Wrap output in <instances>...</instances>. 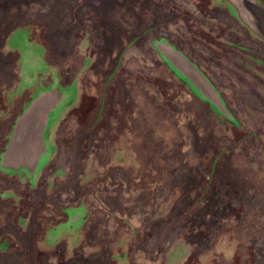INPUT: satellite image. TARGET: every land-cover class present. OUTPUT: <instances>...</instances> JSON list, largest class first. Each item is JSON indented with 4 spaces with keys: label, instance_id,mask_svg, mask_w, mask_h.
Instances as JSON below:
<instances>
[{
    "label": "rangeland",
    "instance_id": "obj_1",
    "mask_svg": "<svg viewBox=\"0 0 264 264\" xmlns=\"http://www.w3.org/2000/svg\"><path fill=\"white\" fill-rule=\"evenodd\" d=\"M127 5L0 0V143L34 97L63 94L38 167L0 164V264H264V146L238 144L205 106L189 124L172 113L175 96L153 80L166 71L137 47L128 56L145 66L129 72L124 45L141 22Z\"/></svg>",
    "mask_w": 264,
    "mask_h": 264
},
{
    "label": "crops",
    "instance_id": "obj_2",
    "mask_svg": "<svg viewBox=\"0 0 264 264\" xmlns=\"http://www.w3.org/2000/svg\"><path fill=\"white\" fill-rule=\"evenodd\" d=\"M153 1L157 2L159 0H149L150 3ZM229 1H232L231 5L233 6V9L235 11V14L231 13L234 19L237 20L239 22V25L241 24V26L244 27V29L248 30L255 37V39L264 47V41L261 40L248 26L246 27L243 24V21L240 17L239 9L236 4L237 1L236 0H229ZM253 1L257 2L256 0ZM127 2H128L127 7L135 12L136 16L140 19L139 21L141 22V25L138 27V31L136 32V35L134 33L132 34L131 32L127 33L128 35L130 34L133 36V38H131L132 40L124 45L123 60L126 61L128 69L130 68L129 66L133 64L132 60H135L136 63L140 66H145L142 57L135 58L132 57L131 55L128 56V53L132 49H135L137 47L140 53H145L147 54V56H149V58L151 59L154 65L166 71L165 74H160L159 77L157 76L155 79H153V77L150 74L148 75V72L146 71L148 69L142 67L143 69H145L146 72L141 68L139 75H137L136 77V81L138 82L139 79L141 83V85L138 86L142 89V91H145L147 93L149 92L147 83L145 82L146 86L142 85L143 78H145L146 80L153 79L154 81L158 82L160 86V91L164 96H165L164 88H166V92H168L169 95L175 96L174 99L176 100H174V102L170 104V107H168L169 105L167 104V107L173 109V111H171L172 113L175 114L177 113V115L182 114L186 122H188V124L190 123V116L186 117V115H192L193 114L192 109L196 108L197 104L198 106H200V104L197 103L196 101V96L194 94L195 90L199 91L205 99H207L213 105H215L219 109V112L221 114H224L225 109L223 108L224 106H222L223 99L221 95L219 94V92H217L216 88L214 87L210 79L207 78L204 72L198 67V65L200 64L198 62V59L201 58L200 57L201 55L199 54V52H197L195 48V40L193 39L194 37H192L188 32V34H186L187 38L185 37H183V39L178 38L177 33L180 32V27L178 26V24H176V22L172 23L175 19H172V17H170L169 14L165 13V15L160 16L159 12L150 10L149 9L150 6H148L149 4L148 1H147L148 3L147 6L145 7L147 9L145 10L144 8L141 7L142 8L140 10L141 13L140 12L138 13L137 10L134 9L133 6L135 5L132 4V2H135L134 0H127ZM215 3L217 5L219 4V1L215 0ZM234 19L232 18V20ZM163 26L169 33L168 35L166 33L161 32L160 28ZM175 41L177 43L176 47L173 44L175 43ZM240 44L242 46H245L246 48L250 47L244 41H241ZM203 59L206 60L205 57ZM128 63L130 65H128ZM200 66L204 67V65L202 64H200ZM130 71L131 73L134 72L132 69H129V72ZM131 73L127 74V76H131L134 74ZM201 73L204 76L201 75ZM237 80L238 82L236 83L240 82L242 83L243 86L246 82L247 84L249 83L247 79H237ZM231 81L235 82V79ZM250 81L252 80L250 79ZM58 87L59 86H56V88L55 87L52 88L51 90H49V92L47 91L44 94L42 93L41 95H43L42 98H44V105H45L44 109L42 111L39 110V112H35L31 110L29 113L30 118L27 121V123H24L23 125L22 124L19 125L20 127L17 133L20 135L23 129L25 139L21 143L20 142L13 143V145L11 146L8 152H7L8 150V145H7L6 150L2 154L0 160V164L2 165V167L6 166L10 170H20L23 168L25 169V167L35 169L40 164L42 158L45 155H47L46 151L48 145L45 134L47 130H49L48 128L53 112H55L54 110L56 109V107L63 98V94L61 93L60 90H59L60 94L56 93L57 89H61L60 87L59 88ZM241 89H243L241 88V86L237 89L239 93L240 104L247 107V109H250V111L253 113L250 114L252 121H254L255 123H261V124L264 123V87L263 86L261 87V85H256V84L254 88L251 87V89H249L252 90L251 97L249 96L250 93L244 92ZM253 90H256V92ZM38 96H36V98L34 97L32 101L26 107L23 108L21 114L16 118L13 128L14 131H16L15 126L17 125L18 120L30 108L32 102L35 99H37ZM165 97H162V101ZM154 101L156 103L153 102L152 106L156 107V105H161L159 101L156 100ZM214 114L216 115L217 113ZM221 118H222L221 122L223 124H227L226 125L227 128L228 122L222 116ZM37 124H39L38 125L39 132L36 134L35 130ZM14 131H12L11 137L14 134ZM160 131H161V127L160 126L156 127L155 132L160 133ZM175 131L177 132L181 131L177 122L174 128L169 127V134L164 139L172 141L175 137V133H176ZM171 144L178 145L179 142L178 144L173 142ZM163 167L166 168V165ZM234 177L236 178L237 175ZM237 182L238 181H236V183Z\"/></svg>",
    "mask_w": 264,
    "mask_h": 264
},
{
    "label": "flooded vegetation",
    "instance_id": "obj_3",
    "mask_svg": "<svg viewBox=\"0 0 264 264\" xmlns=\"http://www.w3.org/2000/svg\"><path fill=\"white\" fill-rule=\"evenodd\" d=\"M147 1L149 2V0H144L145 6H143L145 10L147 9L145 8L148 4ZM160 1L162 3H159ZM217 1H219V4L216 5L215 0H159L157 2H149L148 6H150V10L159 12L160 16L165 15V13L169 14L172 19H175L172 23L176 22L179 27H183L180 26L182 21L185 22L186 30L180 28V32L177 33L178 38H187L185 32L187 34L189 32L194 37L195 48L201 55L198 62L204 65L203 67L199 64L198 67L210 79L217 92L221 95L225 111L224 114H221L215 105L205 99L199 91L195 90L196 101L200 106H205V110L208 113H220L228 122L229 128L236 131L238 144L252 140L253 144L264 146V128H262L264 123L260 124L252 121L247 107L240 104L237 90L241 86L243 88L241 90L250 93L249 96L251 97L252 90H249L251 87L254 88L255 84L264 87V47L248 30L244 29L241 24L239 25V22L234 19L231 12L222 5V0ZM256 1L264 6V0ZM200 5L204 7L203 10L199 9V11L200 16L205 18V31L202 32L203 36L198 35L197 37L196 8H199ZM210 23L216 26L217 29H212ZM218 28L220 29L218 30ZM160 30L162 33L169 34L164 26ZM206 30L211 33L209 32L208 34ZM213 32H215L216 38L213 37ZM176 41L173 43L175 47L177 46ZM241 41H244L250 47L242 46L240 44ZM221 56H224L226 60L224 69L212 67L217 57L222 58ZM204 57L206 60L203 59ZM205 65H210V67L206 69ZM234 79L235 82H232L231 80ZM237 79H247L249 83L247 84L246 82L243 86L240 82L236 83L238 82ZM253 91L256 92V90ZM256 130H258V133L250 137Z\"/></svg>",
    "mask_w": 264,
    "mask_h": 264
},
{
    "label": "water",
    "instance_id": "obj_4",
    "mask_svg": "<svg viewBox=\"0 0 264 264\" xmlns=\"http://www.w3.org/2000/svg\"><path fill=\"white\" fill-rule=\"evenodd\" d=\"M236 1H237L236 4L239 9L241 19L261 40L264 41V7L253 0H236ZM201 75L203 74L201 73ZM42 97L43 95L38 96V98L32 102L30 108L18 120L17 125L15 126L16 131H14V134L12 135L8 143L7 152L9 151L13 143L19 142L20 135L23 132V129H22L20 135L17 133L20 127L19 125L20 124L23 125L24 123H27V121L30 118V114H29L30 111L33 110L35 112H39V110L42 111L44 109L45 107L44 98ZM38 125L39 124H37L36 130H35L36 134L39 132Z\"/></svg>",
    "mask_w": 264,
    "mask_h": 264
},
{
    "label": "trees",
    "instance_id": "obj_5",
    "mask_svg": "<svg viewBox=\"0 0 264 264\" xmlns=\"http://www.w3.org/2000/svg\"><path fill=\"white\" fill-rule=\"evenodd\" d=\"M20 114H21V113H20ZM14 123H15V122H14ZM13 125H14V124H13ZM12 131H14V130H13V126H12V129H10L8 136L5 135V136L2 138V140H1L2 143H0V154H3V153L5 152L6 147H7L8 143H9V141H10V137H11ZM0 138H1V137H0Z\"/></svg>",
    "mask_w": 264,
    "mask_h": 264
}]
</instances>
